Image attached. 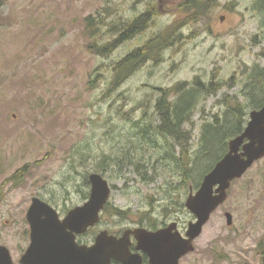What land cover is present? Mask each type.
I'll list each match as a JSON object with an SVG mask.
<instances>
[{"label": "rangeland", "instance_id": "1", "mask_svg": "<svg viewBox=\"0 0 264 264\" xmlns=\"http://www.w3.org/2000/svg\"><path fill=\"white\" fill-rule=\"evenodd\" d=\"M184 1L0 0V246L10 250L15 264L31 243L27 213L33 198L50 204L63 219L89 200L86 177L98 171L112 187L109 204L131 213L121 218L103 211L98 228L82 241L94 242L106 229L149 226L150 219L157 227L176 222L184 234L195 222L186 200L222 152L193 175L204 129L222 123L227 97L250 105L249 75L257 66L264 68V39L259 42L264 17L256 8L261 0H219L201 21L180 31V41L165 50L161 62L149 61L113 86L116 63L186 19L179 10ZM153 6L159 14L147 33L109 57L88 50L93 40L105 44L118 36L110 32L112 25H127ZM90 16L100 26L96 37L86 26ZM195 78L222 85L199 98L184 126L191 136L192 170L185 177L181 146L155 132L160 124L155 108L165 90L191 85ZM138 123L153 124L151 135L140 137ZM140 145L144 176L133 166L120 174L116 163H108L124 148ZM19 173L17 184L13 179ZM226 213L233 216L231 226ZM194 245L180 264H264V159L233 183L227 202Z\"/></svg>", "mask_w": 264, "mask_h": 264}, {"label": "water", "instance_id": "2", "mask_svg": "<svg viewBox=\"0 0 264 264\" xmlns=\"http://www.w3.org/2000/svg\"><path fill=\"white\" fill-rule=\"evenodd\" d=\"M264 159V106L250 113L241 135L229 142L228 153L203 178L196 193L191 191L186 208L195 217L185 237L178 223L155 232L140 228L127 231L121 239L101 232L93 246L79 245L77 236L84 235L101 221V213L110 200L109 182L98 173L89 176L91 194L83 205L70 210L61 219L58 211L40 198H34L27 213L31 243L19 264H140L131 256L129 236L138 240V249L147 253L151 264H180L194 252V242L202 235L212 215L226 203L233 182L242 179L254 164ZM227 225L233 216L226 213ZM0 264H15L7 247L0 246Z\"/></svg>", "mask_w": 264, "mask_h": 264}, {"label": "trees", "instance_id": "3", "mask_svg": "<svg viewBox=\"0 0 264 264\" xmlns=\"http://www.w3.org/2000/svg\"><path fill=\"white\" fill-rule=\"evenodd\" d=\"M219 0H186L182 2L180 11L186 13V19L172 24L162 32L153 35L143 46L137 48L121 61L116 63L113 67L114 79L112 85L115 87L121 86L126 80H128L139 68L149 61L156 63L161 62L165 50L171 48L175 43H178L181 39L179 35L180 31L187 25L196 24L203 19L206 14L217 6ZM257 10L264 17V0H261L257 6ZM150 11V12H149ZM108 12V11H106ZM148 12V13H147ZM147 13V14H146ZM151 13V14H150ZM159 14V9L156 7H150L144 14L133 20L126 25L114 24L112 30L114 34L118 36L110 42L105 44H99L98 41L93 40L88 45V50L96 55L109 57L117 49H119L126 41H129L136 36L144 34L154 18ZM143 16V17H142ZM140 18V19H139ZM147 19V20H146ZM153 19V20H152ZM149 20V21H148ZM103 23V20L100 24ZM86 26L88 32L94 37L99 32L100 26L98 20L95 17L90 16L86 19ZM126 26V27H125ZM264 27V26H263ZM264 36L260 39L261 42ZM255 44H259L255 42ZM222 83L219 81H212L210 83L203 82L200 78H195L191 85L180 84L173 89H168L163 92L161 99H158L157 106L155 108L156 114L159 118L160 124L155 127V132L166 138H172L182 148V155L180 161L185 168V177L192 173L190 170L191 158L189 156V143L191 136L189 132L184 130V126L187 123H191L194 111L199 103V98L203 95H209L217 92ZM247 93L245 95L250 100V105L246 106L234 99L227 97L224 100L227 111L224 115L222 123L219 125H209L204 129L203 134V151L201 152V162L197 166L193 175H198V170L204 164H209V160L213 158V155L221 152V155L210 165L206 175L214 168L224 155L228 152V142L242 134L247 124V110H260L264 106V68L257 66L252 69V73L249 75V85ZM175 98L174 100H171ZM217 118V122H218ZM140 126V137L147 138L151 135L153 124L138 123L136 126ZM144 152L143 146L140 145L136 148H124L121 154L116 158L112 156L108 159L110 165L114 163L118 166V173L124 172L125 168L133 166L139 168L138 174L144 176L143 164H140L143 160L144 154L137 158L140 152ZM106 158L102 159V162L106 163ZM139 160V163L137 162ZM22 172V171H21ZM101 175L103 172L98 171ZM19 175H15V182L19 183ZM204 174V175H205ZM196 179V177H193ZM87 183H89L88 176L86 177ZM106 212L124 218L128 216L130 211H123L108 204L105 208ZM155 221L150 219L149 228L157 229L158 225Z\"/></svg>", "mask_w": 264, "mask_h": 264}, {"label": "flooded vegetation", "instance_id": "4", "mask_svg": "<svg viewBox=\"0 0 264 264\" xmlns=\"http://www.w3.org/2000/svg\"><path fill=\"white\" fill-rule=\"evenodd\" d=\"M228 151H229V148H228ZM115 217H117V216H115ZM98 225H96L94 228L89 229L86 234L90 233L93 229L98 228ZM168 225L169 224H163V225L159 226L157 229H151L145 223H140V224L138 223V224H134V225H132L130 227H127L126 229H124L122 231H119V232H111L110 230L106 229V230L100 231V233L103 232V231H108L110 235L115 236L118 239H121L127 231L143 228V229H146L148 231L155 232V231H157L159 229H163V228L167 227ZM180 233L182 234L183 237H185L186 233L184 234L182 231ZM86 234H84V235H86ZM84 235L77 236V243L79 245H86L88 247L93 246L98 235L96 236L94 242L92 240L90 242L82 241L81 238ZM129 243H130L129 250H130L131 256H135L136 257L135 261L140 260V264H151L149 255L147 253H145L144 251L138 249V240L136 239V237L132 233L129 236ZM111 264H122V263L119 262L116 259H112L111 260Z\"/></svg>", "mask_w": 264, "mask_h": 264}, {"label": "bare ground", "instance_id": "5", "mask_svg": "<svg viewBox=\"0 0 264 264\" xmlns=\"http://www.w3.org/2000/svg\"><path fill=\"white\" fill-rule=\"evenodd\" d=\"M149 12H150V11H149ZM147 13H148V12H147ZM147 13H146V14H147ZM150 14H151V13H150ZM142 17H143V16H142ZM139 19H140V18H139ZM146 20H147V19H146ZM152 20H153V19H152ZM148 21H149V20H148ZM152 22H153V21H152ZM152 22H150V23H152ZM152 25H155V24H152ZM126 26H127V25H126ZM126 26H125V27H126ZM150 27H151V26H150ZM146 33H147V32H146ZM148 33H149V32H148ZM143 66H144V65H143Z\"/></svg>", "mask_w": 264, "mask_h": 264}]
</instances>
